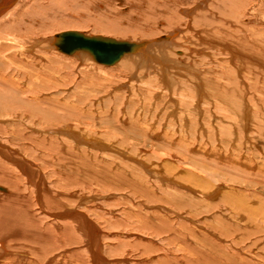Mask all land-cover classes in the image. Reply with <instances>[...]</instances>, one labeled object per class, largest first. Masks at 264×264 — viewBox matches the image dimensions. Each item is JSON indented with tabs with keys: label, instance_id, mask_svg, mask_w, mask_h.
<instances>
[{
	"label": "rangeland",
	"instance_id": "1",
	"mask_svg": "<svg viewBox=\"0 0 264 264\" xmlns=\"http://www.w3.org/2000/svg\"><path fill=\"white\" fill-rule=\"evenodd\" d=\"M130 1L134 3L133 6L127 0H106L104 6L99 8L107 11L110 16L117 15L125 20L123 24L112 25L120 32L105 31L93 23L84 24L81 28L91 35L130 40L139 43V46L147 45L140 42L158 39L151 50L149 46L146 47L143 61L139 60L140 55H136L138 59L131 73L118 75L108 71L114 70L121 60L113 65H103L91 56V59L82 58L83 55L77 58L59 50L48 49V39L58 33L77 29L73 27L75 25L64 26L56 23V20L68 18L70 12L77 14L81 11L88 16L93 11L91 8L72 6L63 0L16 1L15 8H21L16 22L29 24L27 30L31 31L25 34L27 44L32 47L20 54L16 53L15 61L6 57L8 46L0 51V59L5 61L0 64V109L5 112V115L0 116V144L19 151L41 171L48 193L55 196L66 209L76 208L84 212L96 225L101 233L100 250L105 261L102 263L159 264L157 259L161 260L165 254L170 260L178 257L192 263L196 255L193 256V251H187L192 244L197 245L193 249L195 252L201 251V248L206 249L203 254L207 255L206 260L200 261V264H218V260L213 261L209 257L211 255L206 253L208 249L233 253L236 259L234 262L238 263L241 258L254 262L264 260V0ZM64 9L65 15L61 16L59 12ZM87 16L83 14L70 18L86 19ZM1 18L4 15H0ZM16 31L20 33V30ZM175 31L176 35L173 34ZM172 34L174 38L169 44V40L164 37ZM35 40L40 43H35ZM164 65L165 68L162 67ZM37 70L41 72V83L36 81ZM9 79L13 82L11 86ZM200 83L205 87L199 86ZM25 84L32 86L34 91L42 89L38 93H42L40 98L43 104L32 107L28 105L31 113H37L35 120L22 116L27 105L23 101V94L14 90ZM195 103L199 104L198 107ZM36 110L38 112H34ZM17 112L19 116H16ZM81 112L87 115H81ZM44 114H49V117L42 118ZM34 126L41 131L31 128ZM62 128L75 131L78 138H94L104 144L105 149L97 147L96 142L92 141L94 147L85 142L78 143V146L63 134L64 131L54 132ZM48 129L53 132H48ZM179 140L183 141L182 146ZM1 150L0 174L5 173L7 177L14 175L11 178L16 182L9 180V184L13 182L22 191L14 187L11 189L7 183L0 182V185L12 193L25 194L36 201L37 181L28 182ZM138 160L148 163L149 170L156 177L144 172L154 182L143 180L139 183L143 187L145 184V187L150 186L156 192L160 198L157 202L148 199L144 191L134 192V183L129 185L127 181L142 180L137 174V166L142 167ZM164 164L175 166L176 170L174 168V172L167 173L161 167ZM182 166H185L184 169ZM141 170L148 169L142 167ZM189 170H194L200 176L199 180L210 179L212 182L217 179L221 188L216 189L214 196L206 198L204 194L207 191L199 184L203 182H199L198 186L197 182L190 181ZM57 172H66L64 174L67 176L71 174L62 180ZM163 173L169 178L167 182L164 181L166 184H162ZM103 176L108 177V180L105 181ZM164 188L186 191L187 196L181 198L173 193L165 199L161 195ZM226 191L237 194L236 198L240 200L236 199L234 205H231L228 199L229 203L225 204L223 194ZM175 195L177 198H174ZM190 196H195L197 201L190 202ZM207 201L214 202V207L206 206ZM36 207H31L33 213L45 221L48 229L38 224L36 228L40 232L44 231L52 237L51 234L56 232L55 226L65 228L61 222L65 218L54 220L51 211L46 213ZM244 208H247L249 215ZM248 209H256L257 213L253 211L254 219L261 222L260 231L251 224L250 218L253 215ZM140 211L141 215L155 213V216L166 215L171 219L172 229L175 230L171 232L177 234L183 231L188 236L186 251L176 248V242H173L176 246L166 243L165 237L163 239L165 235H157L161 228L156 225L152 226L153 229L142 226L135 216ZM240 228L243 230L240 231ZM69 229L72 230V227ZM73 231L77 233L73 236L77 243L69 247L66 245L65 249L62 247L60 252L56 250L49 259L55 257L54 262L60 260L62 264L72 256L74 264H94L92 254L76 226ZM6 242L8 246L14 244L10 238ZM28 244L27 248L31 246L32 250V246L37 245L33 241ZM153 244L160 249L155 250L151 247ZM19 246L20 243L16 250H22ZM10 248L11 252L16 251L15 247ZM46 257L48 255L36 257L34 264H53L47 263ZM11 258L12 254L5 253L0 257V264H5V260ZM16 262L9 264H23Z\"/></svg>",
	"mask_w": 264,
	"mask_h": 264
},
{
	"label": "bare ground",
	"instance_id": "2",
	"mask_svg": "<svg viewBox=\"0 0 264 264\" xmlns=\"http://www.w3.org/2000/svg\"><path fill=\"white\" fill-rule=\"evenodd\" d=\"M17 0H0V15H4V18H1L0 19V51L5 47V46H8L7 48H8V50H7V52L5 53L6 54V57L8 56L9 58H7V59H10L11 61L13 60V61H15L16 60V56H17V54H18V52H19V54H20V52L22 53V52H24V51H26V50H28V48L30 47V49H31V47H32V45H28L27 44V37H26V34L25 33H27L28 31H31V30H27L28 29V27L30 28V26H29V24H27V25H25V23H22L21 21L19 22V23H17L16 21H18V20H16V18H17V16H18V14L20 13V9L21 8H18V9H16L15 7H16V2ZM51 1V0H50ZM66 2L67 4H70L71 3V5L72 6H76V7H88V8H91L93 11H92V13L90 14V15H88L87 16V14H85V13H83V12H79V13H77V14H75V13H68L67 15H68V18H61V20H56V16L54 17L55 19L54 20H56L55 22L56 23H59V24H63L64 26H69V25H75V26H73L74 28H80V29H72V30H68V31H78V32H84V33H86L85 31H82L81 30V28L82 27H84V24H91V23H93L94 24V26L95 27H97V28H103L105 31L106 30H109V31H112V32H115V31H117V32H120L118 29H117V27H113L112 25H115L116 26V24H119V23H122L123 24V22L125 21V20H123L122 19V17H120V18H118L117 17V15L116 16H113V14H112V16H110V15H108L107 14V11H101V9H99V8H101V7H103L104 6V2L106 1V0H63V2ZM111 1V0H110ZM124 0H121V2H123ZM132 6H133V2L132 1H130V0H127ZM18 2H19V0H18ZM62 2V1H61ZM108 2V1H107ZM112 2H113V0H112ZM21 3H23V2H20V4ZM115 3V2H114ZM19 4V5H20ZM59 4V3H58ZM89 4V5H88ZM37 5V4H36ZM53 5V4H52ZM57 5V4H56ZM139 5V4H138ZM137 5V6H138ZM114 6V5H113ZM116 6V5H115ZM136 6V5H135ZM57 7V6H56ZM95 7V8H94ZM97 7V8H96ZM55 8V7H54ZM108 8H109V5H108ZM113 8V7H112ZM56 9V8H55ZM78 9V8H77ZM114 9V8H113ZM126 9H128V8H126ZM29 10V9H28ZM65 10L66 9H64L62 12H64V13H62V12H59L60 14H61V16H63V14L65 15ZM71 10V9H70ZM116 10V9H115ZM8 11V12H7ZM59 11H60V8H59ZM101 11V12H100ZM111 13V12H110ZM121 13V12H120ZM119 13V14H120ZM86 15L87 17H86V19H82V18H79V19H71L70 18V16H81V15ZM115 14H117V13H115ZM70 15V16H69ZM26 16V15H25ZM120 16H122V15H120ZM132 16V15H131ZM130 16V17H131ZM134 16V15H133ZM30 17V16H29ZM105 17H107V18H105ZM21 18V17H20ZM22 18H24V17H22ZM27 18V17H26ZM50 18V17H49ZM37 19V18H36ZM24 19H22V21H23ZM29 20V19H28ZM35 20V19H34ZM33 19H32V21H34ZM133 20V19H132ZM30 21V20H29ZM45 21V20H44ZM121 21V22H120ZM28 22V21H27ZM37 22V21H36ZM50 22V21H49ZM179 22V21H178ZM32 23V22H31ZM38 23V22H37ZM66 23V24H65ZM34 24V23H33ZM36 25V24H35ZM34 25V26H35ZM38 25V24H37ZM36 25V26H37ZM232 25V24H231ZM36 28V27H35ZM35 28H33V29H35ZM191 28V27H190ZM16 29L17 30H20V33L18 32V31H16ZM41 28H39V30H40ZM202 29V28H201ZM13 30H15V31H13ZM103 30V31H104ZM128 30V29H127ZM193 30V29H192ZM207 30V29H206ZM3 31H5V32H3ZM13 31V32H12ZM1 32H3V33H1ZM32 32H34V31H32ZM37 32V31H36ZM64 32H66V31H64ZM61 33H63V32H61ZM61 33H58L57 35H59V34H61ZM7 34V35H6ZM88 34V33H87ZM174 35H176L177 34V32L175 31L174 33H173ZM172 34V36H167V38H165L164 36H162V38L164 37V39H167V40H169L168 41V43L174 38V35ZM226 34H228V33H226ZM225 34V35H226ZM6 35V36H5ZM57 35L56 36H53V38H51V39H48V49L50 50V49H54L55 51H61V52H63L60 48H59V44L57 43ZM89 35H91V34H89ZM102 36V35H101ZM102 37H111V36H102ZM111 38H114V37H111ZM161 38V37H160ZM213 38V37H212ZM55 39H56V41H55ZM116 39V38H115ZM117 40H120V39H117ZM228 40V39H227ZM158 41V39H155V40H152V41H145V43L147 44V45H145V46H139L135 51H133V52H127V53H125L123 56H121V58H119L117 61H115V62H113V63H104V62H98L97 60H95L88 52H76L75 54H69V55H75V56H77V58L79 57V56H81V55H83L82 56V58H86V57H88V58H90V56L96 61V62H98V64H103V65H113V64H115V63H117V62H119L120 60H121V62L119 63V64H117L113 69L114 70H109L108 72H110V73H114L115 75H118V74H129V73H131L132 72V69H133V65H134V63L137 61V57H136V55H140V58H139V60L140 61H143V59H145V54H146V52H147V46H149V50H151V48H153V43H155V42H157ZM37 41L35 40V43H36ZM223 42V41H222ZM29 43V42H28ZM37 43H40L39 42V40H38V42ZM42 43V42H41ZM141 43V42H140ZM170 44V43H169ZM18 47V49H15V47ZM151 46V47H150ZM145 48V49H144ZM191 48V47H190ZM193 50V49H192ZM190 51V50H189ZM193 51H195V49L193 50ZM191 52V51H190ZM17 53V54H16ZM63 53H65V54H68V53H66V52H63ZM9 54V55H8ZM142 56H144V57H142ZM2 57V55H0V58ZM123 58V59H122ZM179 58V57H178ZM23 59V58H22ZM91 59V58H90ZM2 59H0V64L2 65V64H4V62L3 61H1ZM83 60V59H82ZM179 60V59H178ZM183 60V59H182ZM24 61V60H23ZM163 61V60H162ZM159 62H160V60H159ZM145 63V62H144ZM161 63H163V62H161ZM166 63V61H164V63L163 64H165ZM183 63H184V61H183ZM213 63V62H212ZM22 65V64H21ZM24 65V64H23ZM36 64H34V66H35ZM161 65V64H160ZM202 65V64H201ZM165 66L166 65H164V66H162V67H164L165 68ZM9 68V67H8ZM36 68V67H35ZM37 69V68H36ZM201 70V69H200ZM208 70H210V69H208ZM6 72V71H5ZM37 72H38V75H37V77H36V81L37 82H39V83H41L40 82V75H41V72H40V70H37ZM199 72V71H198ZM204 72V71H203ZM2 73V72H1ZM0 73V74H1ZM7 73H9V72H7ZM6 73V74H7ZM163 73H165V72H163ZM163 73H161V74H163ZM193 73H195V72H193ZM4 74V73H3ZM5 74V75H6ZM5 75L4 76H2V77H5ZM194 75H197V74H194ZM202 75V74H201ZM204 75V74H203ZM202 75V76H203ZM138 76V75H137ZM170 76V75H169ZM186 76H188V75H186ZM193 76V75H192ZM200 76V75H199ZM7 77V76H6ZM139 77V76H138ZM187 78V77H186ZM196 78V80H197V77H195ZM205 78V77H204ZM207 78V77H206ZM4 79V78H3ZM30 80H32V78H29ZM161 79H163V78H161ZM172 79V78H171ZM176 79V78H175ZM189 79V78H188ZM193 79H194V77H193ZM201 79V78H200ZM202 79H203V77H202ZM201 79V80H202ZM208 79V78H207ZM2 80V79H1ZM4 80H6V79H4ZM190 80V79H189ZM188 80V81H189ZM3 81V80H2ZM184 81H186V80H184ZM204 81V80H203ZM202 81V82H203ZM206 81V80H205ZM5 82H7V81H5ZM168 82V81H167ZM175 81H174V78H173V84L175 85V83H174ZM192 82H196V81H192ZM192 82H189V83H192ZM199 82H201L200 80H199ZM208 82V81H207ZM8 83V82H7ZM13 82H12V80H10L9 79V85L11 86V85H13L12 84ZM177 83V82H176ZM183 83V82H182ZM193 83V84H194ZM197 83H198V80H197ZM3 85H4V83H2ZM168 84V83H167ZM179 84V83H178ZM186 84V83H185ZM203 84V83H202ZM202 84L200 83L199 84V86L201 85L202 86ZM204 84H206V83H204ZM212 84H213V82H212ZM215 84V83H214ZM187 85H189V84H187ZM5 86V85H4ZM204 86V85H203ZM202 86V87H203ZM214 86V85H213ZM156 87V86H155ZM193 87V86H192ZM198 87V86H197ZM196 87V88H197ZM205 87V86H204ZM157 89V88H156ZM204 89V88H203ZM14 90L16 91L17 90V93H19V94H23L22 95V97L24 98L23 99V101H24V103L27 105V109H25L24 111H23V113H22V116L23 117H26V116H29L30 118L32 117V118H34L33 120H35V117H36V114L37 113H31V111L29 110V106H31L32 107V105H34V106H39V105H42L43 103H42V98H40V96H42L41 94L42 93H38L39 92V90H42L41 88L39 89V90H37V91H34L33 90V87L32 86H28L27 84H25L24 86H19V88H14ZM200 90V89H199ZM160 92V91H159ZM195 92V91H194ZM199 92V91H198ZM197 92V93H198ZM205 92H207V91H205ZM27 93H29V95L27 94ZM156 93V92H155ZM200 93V92H199ZM208 94V93H207ZM199 96V95H198ZM7 98V97H6ZM202 98H203V96H202ZM202 98H200V99H202ZM3 101V100H2ZM178 101V100H177ZM180 101V100H179ZM183 102H185V101H183ZM162 103V102H161ZM181 103V102H180ZM178 104V103H177ZM187 104V103H186ZM196 104V103H195ZM25 105V106H26ZM29 105V106H28ZM176 105V104H175ZM180 105V104H179ZM197 105H199V104H196V106ZM160 106V105H159ZM165 106V105H164ZM181 106V105H180ZM19 106L17 105V108H18ZM157 107V106H156ZM175 107V106H174ZM182 107H183V105H182ZM190 107V106H189ZM189 107H187V108H189ZM198 107V106H197ZM37 108V107H36ZM68 108V107H67ZM155 108V107H154ZM178 108V107H177ZM7 109V108H6ZM15 109H16V107H15ZM167 109H168V107H167ZM8 111H9V113H11V110L8 108L7 109ZM158 109H156V111H157ZM18 111V110H17ZM72 111V110H71ZM199 111H200V109H199ZM202 111V110H201ZM7 112V111H6ZM22 112V111H21ZM34 112H38L37 110L36 111H34ZM80 112V111H79ZM79 112H76V113H78V115H79ZM179 112V111H178ZM8 113V112H7ZM180 113V112H179ZM184 113V112H183ZM19 112H17L16 113V116H19ZM32 114V115H31ZM35 114V115H34ZM81 115H84V116H86L87 114H85V113H80ZM175 114V113H174ZM188 114V113H187ZM187 114H185L186 116H187ZM3 115H5V112L3 111V109L1 108L0 109V116H3ZM93 115H95V114H93ZM184 115V116H185ZM34 116V117H33ZM49 117V114L48 115H46V114H44L43 116H42V118H45V117ZM178 116V115H177ZM38 117V116H37ZM36 117V118H37ZM180 117V116H179ZM3 118V117H2ZM18 118V117H17ZM31 118V119H32ZM52 118H55V116L54 117H52ZM7 119H9V117L7 118ZM11 120V119H10ZM9 120V121H10ZM17 120V119H16ZM21 120H22V118H21ZM23 121V120H22ZM138 121V120H137ZM136 121V122H137ZM193 122H194V120H192ZM34 122V121H33ZM5 123V122H4ZM188 125V124H187ZM195 126V125H194ZM4 127V126H3ZM30 127V126H29ZM179 127V126H178ZM181 127V126H180ZM182 127H183V125H182ZM31 128H34V130H37V131H41V130H39L36 126H34V127H31ZM177 128V127H176ZM0 129H2L1 127H0ZM66 129V128H65ZM89 129V128H88ZM182 129V128H181ZM191 129V128H190ZM8 130V129H7ZM90 130H92V129H90ZM93 130H95V129H93ZM48 132L49 131H52V129H48L47 130ZM63 131H64V133H63ZM181 131V130H180ZM188 131V130H187ZM190 131V130H189ZM53 132V131H52ZM54 132H56V133H58V132H62L63 134H65L66 136H68L70 139H72L73 140V143H74V141L77 143H75L76 145H78V143H82V142H85V144H88L89 146H91V147H94V146H92V144L93 143H91V141L92 142H96L95 144H97V147H100V148H104L105 149V145L104 144H101L98 140H95L94 138H91V137H86V136H82L81 138H78L77 136H76V132L75 131H72V130H64L63 128L60 130H56V131H54ZM78 133V132H77ZM168 133V132H167ZM174 133V132H173ZM4 134H6V133H4ZM8 134V133H7ZM24 134V133H23ZM80 134V133H79ZM169 134V133H168ZM171 134V133H170ZM169 134V135H170ZM3 135V134H2ZM173 135V134H172ZM229 135V134H228ZM25 136V135H24ZM167 136V135H166ZM235 139V138H234ZM233 139V140H234ZM66 140V139H65ZM88 141V142H87ZM181 140H179V142H180ZM170 142V141H169ZM183 142V141H182ZM182 142H180V144H181V146H182ZM185 143V142H184ZM94 145V144H93ZM99 145V146H98ZM185 145V144H184ZM239 145V144H238ZM79 146V145H78ZM178 146V145H177ZM176 146V147H177ZM96 147V146H95ZM107 147V146H106ZM185 147H186V145H185ZM184 146H183V149L182 150H184V148H185ZM6 147L4 146V145H2V144H0V150L1 149H3V150H1L3 153V155L4 156H6V157H8L14 164H15V168H17L18 169V171L20 172V173H22L26 178L25 179H27V181L29 182V181H37L36 182V184H37V191H38V197L36 198V201H33L32 199H31V197H27V195H22V194H20V193H18V192H10V191H8V189H6V187L4 186V185H0V191H2V192H0V231H1V234H0V257H2V255H4L5 253H9V254H12V256H13V258H11V260L10 259H6L5 260V264H9V263H17L16 261H18V262H23V264H34L35 263V258L36 257H40V256H42V257H45V256H47L48 255V257H46V259H47V263H53V264H60L61 263V261L60 260H56L57 262H54V260L53 259H55V257H52V260L51 259H49L50 257H51V255H52V253L53 252H55L56 250H58L59 249V251L58 252H60V249H62V247H64V249H65V246L67 245H72V244H76L77 242L76 241H74L75 240V238H73V236H76L75 234H77V233H75L73 230H75V226H76V228H78V230H79V233H80V235L83 237V240L85 241V243H86V245H87V247H88V249H89V252H91V254H92V257H93V259H94V264H105V263H102L103 261H104V256L102 255V253H101V250H100V239H99V235L101 234L100 233V231L98 230V228L97 227H95L96 225L95 224H93V222H91L88 218H87V216H85V214H84V212H80V211H78V210H76V208L74 209V208H70V209H66L65 207H64V205H62L56 198H54L55 196H53V195H51V194H49L48 193V191H47V188H46V186H45V182H44V177H43V174H42V172L41 171H39V170H37L32 164H31V162H29V160H27V159H25V157H23V155L19 152V151H15V150H13V149H11V148H6ZM108 148V147H107ZM81 149V148H80ZM179 149V148H178ZM83 150V149H82ZM188 150V149H187ZM89 151H90V149H89ZM92 151V150H91ZM200 150H198V152H199ZM185 152V151H184ZM189 152V151H188ZM191 152V151H190ZM194 152V151H193ZM69 153V152H68ZM75 153V152H74ZM195 153V152H194ZM194 153H192V155L194 154ZM71 155V154H70ZM73 155V154H72ZM78 155V154H77ZM188 155H189V153H188ZM1 156V155H0ZM195 155H193V157H194ZM80 157V156H79ZM130 158V157H129ZM195 158V157H194ZM210 158V157H209ZM189 159V158H188ZM219 159V158H218ZM185 160V159H184ZM183 160V161H184ZM207 160V159H206ZM140 163H142L141 164V166L142 167H147V169L148 170H146V171H143V170H141V168H139L138 166H137V174H138V176L142 179V180H140V181H138V180H136V182H131L130 180H127L126 178V180L129 182V185H132L133 183H134V186H133V190H134V192H145V195H146V197L148 198V199H150L151 201H155V202H157V201H159L160 200V198L158 197V195H156V192L149 186V187H145L146 186V184L144 185V187H143V185H140V183L139 182H148V183H150V182H154L153 180H151V177L150 178H148L145 174H144V172L145 173H147V175H153L152 173V170H149V164L147 163H145V162H143V161H140V160H138ZM182 161V162H183ZM206 162H208V161H206ZM221 162H222V160H221ZM230 162V161H229ZM33 163V162H32ZM216 163V162H215ZM68 163H66V165H67ZM69 164H71V163H69ZM211 164V163H210ZM218 164V163H217ZM224 164H227L226 162L224 163ZM62 165H65L64 163L62 164ZM205 166V165H204ZM224 166H226V165H224ZM3 167V166H2ZM162 168H164L163 170H165V172H167V173H172V172H174L175 170H176V168H175V166H172V165H168V164H164V166H161ZM183 167V166H182ZM181 167V168H182ZM185 167V166H184ZM184 167H183V169H184ZM195 167V166H194ZM207 167H209V166H207ZM69 167H67V169H68ZM136 168V167H135ZM174 168H175V170H174ZM187 168H190V167H187ZM195 168H198V167H195ZM201 168V167H200ZM151 169V168H150ZM152 169H154V168H152ZM156 169V168H155ZM158 169V168H157ZM156 169V170H157ZM182 169V170H183ZM191 169V168H190ZM58 170V169H57ZM162 170V171H163ZM187 170V169H186ZM185 170V171H186ZM192 170V169H191ZM191 170H189V171H187L189 174L188 175H190V181H195V182H197L196 184H198L199 182H203V183H199L200 184V186H202L207 192H205L206 194H204V196L207 198V197H212V195H213V193H215L216 192V189H220L221 188V185H220V183H218L219 181H217V179H214V181H212L211 182V180L210 179H205V180H203V179H200L199 180V175L197 174V173H195L194 172V170L193 171H191ZM202 170V169H201ZM178 171V170H177ZM176 171V172H177ZM159 172H160V170H159ZM198 172V171H197ZM204 172V171H203ZM202 172V173H203ZM206 172V171H205ZM58 174H59V172H57ZM64 173H66V172H64ZM59 174V176H62V180L63 179H65V178H68V177H70V174H69V176H67V174ZM183 173V172H182ZM186 173V172H185ZM185 173H184V175H185ZM155 174V173H154ZM174 174V173H173ZM204 174V173H203ZM157 175V174H156ZM164 175V173L162 174V184H164L165 182H167L168 181V179L169 178H167L165 175ZM186 175H187V173H186ZM200 175H202L201 173H200ZM11 176H14V175H9V177H7L6 175H5V173H1L0 174V182L1 183H7V184H9V180H12V181H14V183L16 182L15 180H13L12 178H11ZM154 176V175H153ZM159 176V175H158ZM167 176H168V174H167ZM170 176V175H169ZM172 176V175H171ZM174 176V175H173ZM180 176V175H179ZM182 176V175H181ZM155 177V176H154ZM153 177V178H154ZM103 178H104V180L106 181V180H108L107 178L108 177H106V176H103ZM173 178V177H172ZM179 178V177H178ZM183 178H185L184 176H183ZM203 178V177H202ZM124 179V180H125ZM155 179H156V177H155ZM154 179V180H155ZM17 180V179H16ZM144 180V181H143ZM160 180V181H161ZM170 180H172V179H170ZM156 181H158V179L156 180ZM165 181V182H164ZM0 183V184H1ZM13 182H10V184H9V187L12 189L13 187L17 190V191H22L21 190V188L19 187V186H17V185H15ZM205 183L207 184V185H205ZM166 184V183H165ZM194 184V183H193ZM199 184H198V186H199ZM190 185V184H189ZM204 185V186H203ZM160 186V185H159ZM191 186V185H190ZM164 186H162V188H163ZM166 187V186H165ZM208 187V188H207ZM161 188V187H160ZM207 188V189H206ZM14 189V190H15ZM165 190H164V192H162V196H163V198H164V196H165V199H166V197H171V194H173V193H175V194H178L181 198H185L184 196H187L186 195V191H179V189H177V188H175V189H173V188H171V189H168V188H164ZM197 189V188H196ZM198 190V189H197ZM203 191V190H202ZM218 191V190H217ZM140 192V193H141ZM18 193V194H17ZM160 195V196H161ZM209 195V196H208ZM218 195V194H217ZM236 195L237 194H234V193H232V192H230V191H226V192H224V194H223V198H225L226 200H225V204H228L229 203V200L228 199H230V203H231V205H234V203L237 201V200H240L239 199V197H237L236 198ZM24 196V197H23ZM173 196V195H172ZM203 196V197H204ZM214 196V195H213ZM234 196V197H233ZM176 197V195L174 196V198ZM191 197V196H190ZM189 197V198H190ZM177 198V197H176ZM188 198V197H187ZM192 198V197H191ZM189 199L190 200V202H192L191 200H196V197L195 196H193V198L192 199ZM180 199V198H179ZM237 199V200H236ZM250 199V198H249ZM178 200V199H177ZM197 201V200H196ZM200 200H198V202H199ZM206 201V200H205ZM165 202V201H164ZM169 202V201H168ZM189 202V201H188ZM187 202V203H188ZM176 203H177V201H176ZM214 203V202H213ZM212 202H209V201H207L205 204H206V206H209V207H214L212 204H213ZM217 203V202H216ZM181 204V203H180ZM204 204V203H203ZM195 205V204H194ZM34 206H37V207H39V209H41L43 212H50L51 211V214H52V218L54 219V220H57V221H60V218L61 217H63V218H65V220H61V222H63L64 223V225H65V228L63 227V226H60V225H57V226H55L56 227V229H55V231L57 232H54V233H52L51 235H52V237H50V235H47L48 233H46V232H44V231H39L36 227H38V224H39V226H40V224L41 225H43V228L45 229V230H48L47 229V227H46V223H45V221H42L41 220V217H39V216H36V213L34 214L33 213V211H32V209H31V207H34ZM205 206V205H204ZM239 206H241V204H239ZM36 207V208H37ZM185 207V206H184ZM198 208V207H197ZM181 209V208H180ZM207 209H209L208 207H207ZM245 209V208H244ZM247 209V208H246ZM246 209H245V211H246ZM201 210V209H200ZM205 210V209H204ZM249 211H250V213L253 215V217H251L250 218V222H251V224L253 225V227H255L256 229H258V231H260V226H259V224L261 223L259 220H257V219H254V212L253 211H255V213H257V211H256V209L255 210H250V209H248ZM197 211H199V210H197ZM208 211V210H207ZM149 213V212H148ZM249 213V212H248ZM247 213V211H246V214H248ZM146 214V213H145ZM141 215V211L139 212V213H137L135 216H137V219H138V221L140 222V224L142 225V226H144V227H148V228H150V229H153L152 228V226H157V227H159V228H161V232L159 233H157V235H160V236H163V235H165V236H163V239H164V237H165V241H166V243H170V244H175V243H173V242H176L177 243V246H176V244H175V246H176V248H181V249H184L185 251H186V249H187V247L188 246H186V243H187V240L189 241V239H187V237L188 236H185V232H183V231H181V232H178L177 234L174 232L175 230L174 229H172V228H174L172 225H171V219H169L168 217H166V215H162V216H155V213H151V215L149 214L148 216H147V214L146 215ZM249 215V214H248ZM247 215V216H248ZM47 217H51V216H47ZM58 217V218H57ZM67 217H69V218H67ZM240 217V216H239ZM248 218V217H247ZM67 219H69V220H67ZM241 219H242V217H241ZM246 221H247V219H245ZM244 220V221H245ZM41 222H43V223H41ZM74 222H76L75 224V226H74ZM219 222V221H218ZM260 222V223H259ZM223 223H225V222H223ZM230 223V222H229ZM52 224V223H51ZM219 224V223H218ZM243 224V223H242ZM246 224V223H245ZM263 224H264V222H263ZM262 224V225H263ZM223 225V224H222ZM237 225V224H236ZM248 225H249V223H248ZM215 226V225H214ZM239 226V225H238ZM238 226H236L237 228H239ZM247 226V225H246ZM246 226H245V228H246ZM264 226V225H263ZM54 227V228H55ZM69 227H72V230L71 229H69ZM217 227H219V225L217 226ZM226 227H228V226H226ZM236 227H235V230H236ZM248 227V226H247ZM34 228H36L37 230H34ZM51 228H53V224H52V226H51ZM50 228V229H51ZM187 228V227H186ZM249 228V227H248ZM254 228V229H255ZM226 229V228H225ZM241 230L240 231H242L243 230V228H240ZM52 230V229H51ZM172 230H174L173 232L175 233H172L171 231ZM187 230V229H186ZM191 230V229H190ZM238 230V229H237ZM236 230V231H237ZM247 230V229H246ZM81 231V232H80ZM178 231H180V230H178ZM192 231V230H191ZM215 231V230H214ZM231 231H233L232 229H231ZM256 231V230H255ZM72 232H74V233H72ZM235 232V231H234ZM239 232V231H238ZM257 232V231H256ZM255 232V233H256ZM186 233H188V232H186ZM193 233V232H192ZM195 233V232H194ZM240 233V232H239ZM189 234H190V232H189ZM227 234V233H226ZM246 234H248V233H246ZM250 234V233H249ZM191 235V234H190ZM193 235V234H192ZM205 235V234H204ZM227 235H229V234H227ZM234 235H236V234H234ZM194 236V235H193ZM202 236V235H201ZM222 236V235H221ZM249 236V235H248ZM203 237V236H202ZM9 239L10 238V240H12L13 242H14V244H12L11 246H8L7 245V242H6V239ZM185 238V239H184ZM211 238V237H210ZM209 238V239H210ZM194 239V238H193ZM198 239V238H197ZM206 240V239H205ZM239 240V239H238ZM30 241H33V242H35L37 245H35L34 244V246H32L33 248H34V250H32V248H31V246H29L30 247V249H29V247L27 248V245H30V244H28V243H30ZM77 241L79 242V240L77 239ZM121 241H124V240H121ZM27 242V243H26ZM261 242V241H260ZM18 243H20L21 244V246H19V248L20 249H22V250H16L17 249V247L16 246H18ZM129 243V242H128ZM219 243V242H218ZM144 244V243H143ZM135 245V244H134ZM202 245V244H201ZM235 245V244H234ZM15 247V252H11L12 250H11V248L10 247ZM191 246V248H189L187 251H189V253H190V251H193V256L194 255H196L195 256V259H194V261L191 263V262H188L187 261V259H182V258H178V257H176V258H174V260H170L169 259V257H168V255L167 254H165V256H163V257H161V260H159V259H157V261L159 262V264H200V261H202V260H206V256L207 255H203L204 253H205V251H206V249H202L201 248V251H194L193 249L194 248H196V246L197 245H190ZM203 246V245H202ZM217 246V245H216ZM69 247V246H68ZM68 247H66V248H68ZM117 247V246H116ZM116 247H115V249H116ZM151 247H154V249L155 250H159L160 248L156 245V244H153V246H151ZM160 247H162V246H160ZM212 247V246H211ZM157 248V249H156ZM215 248V247H214ZM9 249V250H8ZM23 249H25V250H23ZM148 249V248H147ZM218 249V248H217ZM9 251V252H8ZM23 252V253H22ZM209 252V253H208ZM26 253H27V255L28 256H26ZM207 254H210L211 256H209V257H212L214 260L213 261H216V260H218V264H264V260H261V259H258L259 261L258 262H254V261H251V260H248V259H246V258H241L240 259V263H238V262H234V260H236L235 258H234V256H233V253H227V252H224V251H219V250H215V251H213V250H211V249H208L207 250V252H206ZM53 255H54V253H53ZM65 255V254H64ZM63 256V255H62ZM67 256V255H66ZM81 256V255H80ZM71 258H67L66 260H65V258H63L65 261L64 262H62V264H65V263H68V264H74L73 263V261L74 260H72V256H70ZM211 258V259H212ZM14 259V260H13ZM37 259V258H36ZM262 259H264V258H262ZM62 260V259H61ZM38 261V260H37ZM179 261V262H178ZM77 262V261H76ZM105 262V261H104Z\"/></svg>",
	"mask_w": 264,
	"mask_h": 264
},
{
	"label": "water",
	"instance_id": "3",
	"mask_svg": "<svg viewBox=\"0 0 264 264\" xmlns=\"http://www.w3.org/2000/svg\"><path fill=\"white\" fill-rule=\"evenodd\" d=\"M56 38L63 52L68 54L88 52L95 60L104 63H113L125 53L133 52L139 47V43L130 40H117L78 31H66Z\"/></svg>",
	"mask_w": 264,
	"mask_h": 264
}]
</instances>
